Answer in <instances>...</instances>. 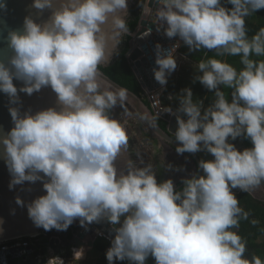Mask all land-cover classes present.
<instances>
[{
  "label": "clouds",
  "instance_id": "9594fccd",
  "mask_svg": "<svg viewBox=\"0 0 264 264\" xmlns=\"http://www.w3.org/2000/svg\"><path fill=\"white\" fill-rule=\"evenodd\" d=\"M139 6L142 19L189 52L240 57L239 71L217 58L197 63L193 82L214 93L209 106L194 103L192 89L184 88L175 111L166 110L176 118V153L206 152L212 159H200L179 188L171 178L158 181L139 154L118 169L128 135L112 112L125 106L128 90L112 85L100 69L129 34L128 0H32L38 15H50L42 22L27 15L22 30L7 33L11 54L0 59V92L14 105L8 108L13 126L0 130V150L10 190L41 181L45 194L26 205L17 196L16 204L45 231H67L77 219L85 228L107 221L114 233L108 264H147L149 257L155 264H264L258 255H245L247 241L238 229L250 213L234 191L264 183V28L249 38L245 26L247 16L264 10V0H139ZM6 9L0 0V10ZM178 47L156 45L153 73L161 89L177 68ZM222 86L231 90L230 99ZM43 88L55 93V106L21 112L19 93ZM240 137L251 147L239 149L234 141ZM84 252L74 248L73 261ZM46 264L65 261L52 256Z\"/></svg>",
  "mask_w": 264,
  "mask_h": 264
},
{
  "label": "water",
  "instance_id": "95a60500",
  "mask_svg": "<svg viewBox=\"0 0 264 264\" xmlns=\"http://www.w3.org/2000/svg\"><path fill=\"white\" fill-rule=\"evenodd\" d=\"M136 0H128V17L131 15V9ZM7 9L0 10V59H3L11 54V50L7 46V33L9 30H22L23 20L27 15H31L37 22L46 20L50 15L49 10H45L42 14H37V10L32 8V0H6ZM152 7L155 9L156 4L153 2ZM141 13V8H140ZM147 33V34H146ZM130 50L127 53V57L131 67L133 68L137 77L140 78L141 84L147 87L149 90H158L162 86L154 79L153 68H156V45L159 44L164 50H170L177 43L180 44L178 38L169 39L163 29L157 31L156 25L151 20H144L140 17L139 23L134 31L129 30ZM127 36V35H126ZM126 36L124 38H126ZM122 39V42L124 40ZM122 42L118 48V54H114L111 62L108 66L112 65L121 52ZM178 49V48H177ZM102 66V67H108ZM101 67V72L105 79L116 87L125 88L128 90L129 99L125 106L131 108L136 116L145 124V126L151 131V133L163 143L170 145L172 148H176L177 143L175 141L174 132L175 129L169 127L164 129L158 122V118L164 117V119L174 120L175 115L169 114L167 111H161V116L154 112V109L150 107L142 96L136 94L129 88L121 85L107 75ZM19 88L22 86L21 82L14 81ZM20 103L19 107L21 112L31 110L35 113L38 110L45 109L50 106H55L56 97L55 93L50 88H43L40 92L33 93L28 96L25 93H19ZM9 98L6 94L0 92V130H10L12 125L11 116L8 108ZM196 162L198 169V162L200 157L197 153H187ZM11 176L8 168L5 164L2 150H0V220L3 221L0 224V242L10 238H16L21 236L39 234L46 232L43 228H37L32 220L28 217L26 206L22 207L16 204V197L19 196L25 205L31 202L33 199L40 195H44L45 192L42 187V182L37 181L35 183L25 182L23 185H16L13 189H9V182ZM102 230L108 235L112 236V225L107 221H101L99 223H92L87 225V228L83 227L78 230L75 237V243L78 246L84 244L83 239L88 235H97V231ZM51 242V246L58 251L62 246L58 247ZM92 246V243L89 244ZM31 248H16L9 249L7 251H0V264H15L14 258L21 257L22 254L29 253ZM9 257V263L7 261ZM27 264H38L36 262H28ZM95 264V263H90Z\"/></svg>",
  "mask_w": 264,
  "mask_h": 264
},
{
  "label": "trees",
  "instance_id": "16d2710c",
  "mask_svg": "<svg viewBox=\"0 0 264 264\" xmlns=\"http://www.w3.org/2000/svg\"><path fill=\"white\" fill-rule=\"evenodd\" d=\"M133 12L135 14L128 20V26L130 31H134L136 29L141 17L140 7L134 8ZM245 26L249 38H251L261 28H264V10L254 12L251 15L247 16L245 18ZM130 39L131 36L127 35L125 44L122 47L117 59L113 62L112 65L108 67H102V70L116 82L120 83L121 85L129 88L136 94L143 97V89L141 83L139 82L138 77L136 76L133 68L131 67L127 57V53L130 50ZM180 52L196 63H198L201 59L217 58L227 61L229 64L233 65L238 71L242 68L239 56H217L215 51H207L205 49L189 52L188 48L183 44L180 47ZM253 58L262 59V57ZM192 74L193 75L191 76V80H180L179 82L168 84L165 93L168 94L169 92H172L175 96L174 101L171 104L166 103L164 93L163 101L166 108H171L175 111V109L179 106L180 92L184 88L192 89L194 103L202 102L203 107H207L213 102V100L215 99L214 93L209 92L199 82H193L194 77L200 74L198 72V69ZM222 90L228 97L230 96V92L227 88H224L222 86ZM143 99L151 107V103L146 98ZM158 122L164 129H168V123L166 120H164L163 118H158ZM240 138L242 139V143L245 147H251V143L249 140L244 139L243 137ZM180 185L181 182H179L176 186L179 188ZM235 194L240 202V206L245 211H248L250 213L249 220H241L238 229L239 234L247 241V251L245 255L248 258H251L252 255H258L261 257V259H264V201H260L254 198L249 192L241 191ZM252 220H255L256 223L253 224L251 222ZM76 229V226L72 224L69 226L67 231H64L68 239L73 238ZM53 230L57 231L55 229ZM98 249L102 251L107 250V245L103 241H99ZM117 263L125 264L128 263V261H117Z\"/></svg>",
  "mask_w": 264,
  "mask_h": 264
},
{
  "label": "rangeland",
  "instance_id": "374dc122",
  "mask_svg": "<svg viewBox=\"0 0 264 264\" xmlns=\"http://www.w3.org/2000/svg\"><path fill=\"white\" fill-rule=\"evenodd\" d=\"M179 73L180 71H178L176 75ZM183 74H186V72L182 71L179 75ZM179 78L180 77L176 79ZM138 80H140L139 77ZM113 116L121 122L128 135V148L126 151H122L121 155L117 158L116 161V166L118 167V169H124L129 159L136 161L137 155L139 154V157L143 159L145 164L151 163L154 166V168L156 169L158 181H163L165 179L171 178L174 181L175 185H178L183 177H187L192 172L197 171L195 164L189 155L177 154L173 148L165 145V143L157 139L145 126V124L136 116L131 108L127 106H124L123 108L117 106L113 110ZM171 121L174 122V127L176 128V119ZM234 143L239 149L247 148L243 145L241 138H237ZM170 154H172L171 157H169ZM197 154L200 159H212L211 155L206 152H198ZM165 163H171L175 167H183L184 170H168L164 167ZM234 191L235 193L241 192L239 189H236ZM248 192L254 198L260 201H264V183H262L258 188H255ZM75 221H77V229L83 228L80 226L78 219ZM100 241H103L107 245L106 240L100 239ZM106 251L107 250L103 251V255L105 258ZM98 252L99 250L98 248H96L93 252L89 253L90 258L94 259L93 256H95ZM125 264H129V262ZM147 264H154V259L149 257Z\"/></svg>",
  "mask_w": 264,
  "mask_h": 264
},
{
  "label": "built area",
  "instance_id": "2783aa9c",
  "mask_svg": "<svg viewBox=\"0 0 264 264\" xmlns=\"http://www.w3.org/2000/svg\"><path fill=\"white\" fill-rule=\"evenodd\" d=\"M141 86L143 89V98H146L151 103V107L154 109V112L161 116V111L167 110L163 104L161 90H149L142 84ZM162 118L164 119V117ZM76 235L77 234H74V236ZM96 237L106 239L108 243L107 249L111 246L110 241L113 238L112 236L102 230H98ZM90 238L91 237L83 239V247L85 249H89L88 244ZM52 241H55L54 243L57 247L59 245L62 247L56 251L55 248L51 246ZM80 247L82 246L74 245L73 242H70L63 231L54 230L41 232L39 234L10 238L0 242V251H7L9 249L16 248H31L29 253L22 254L21 257L14 258L15 264H27L28 262L46 264V261L52 256H59L65 261V264H72L74 262L73 249H79ZM7 261L9 263V257H7Z\"/></svg>",
  "mask_w": 264,
  "mask_h": 264
},
{
  "label": "crops",
  "instance_id": "0c3cea01",
  "mask_svg": "<svg viewBox=\"0 0 264 264\" xmlns=\"http://www.w3.org/2000/svg\"><path fill=\"white\" fill-rule=\"evenodd\" d=\"M183 43L180 44V46L178 47V49L176 50V52L174 53L176 59H177V68L176 70L168 77V83L167 85L161 89V95H162V99H163V96H164V93H165V90L168 86L169 83H174V82H179V80L183 81V80H191V76L193 75L192 73L194 71L197 70V63L196 62H193L192 60H190L189 58H187V56H185L183 53L180 52V47L182 46ZM180 71V73L182 71L186 72V74H183V75H179L176 73ZM180 77L179 79H176ZM229 92H231L230 89H228ZM174 94L172 92H169L168 94L165 93V101L166 103H172L174 101ZM230 98V96H229ZM163 104H164V101H163ZM165 106V105H164ZM166 108V107H165ZM168 109V108H166ZM174 112V110H173ZM76 222L77 221H74L72 224L74 226H76ZM87 257V256H86ZM95 256H93L94 258ZM88 258H90V255L88 256ZM106 259V258H105ZM85 258L84 260H80V261H74L72 264H82L83 262H85ZM89 260V259H88ZM87 260V261H88ZM95 260V259H94ZM90 261V260H89ZM107 261V260H106ZM97 263V262H96ZM108 263V261H107Z\"/></svg>",
  "mask_w": 264,
  "mask_h": 264
},
{
  "label": "flooded vegetation",
  "instance_id": "af4514ba",
  "mask_svg": "<svg viewBox=\"0 0 264 264\" xmlns=\"http://www.w3.org/2000/svg\"><path fill=\"white\" fill-rule=\"evenodd\" d=\"M136 7H140L139 6V0H136L135 1V3H134V5H133V7H132V9H131V15H130V18L135 14L133 11H134V8H136ZM125 41H126V38H124V40H123V42H122V46H121V49H122V47L124 46V44H125ZM165 120V119H164ZM166 121H167V123H168V128L169 127H172V128H174V129H176L175 127H174V122H172L171 120H167L166 119ZM165 145H167V146H170V145H168V144H166L165 143ZM171 147V146H170ZM172 148V147H171ZM174 150H175V148H173ZM185 155H188L187 153H184ZM172 156V154H170V156L169 157H171ZM190 156V155H189ZM191 157V156H190ZM192 158V157H191ZM193 160V159H192ZM193 162H194V164H195V167H196V169H197V165H196V162L193 160ZM198 170V169H197ZM77 228V227H76ZM78 230L79 229H76L75 230V233L74 234H77V232H78ZM63 233H64V231H63ZM65 234V233H64ZM75 237L76 236H73V238L72 239H69V241L70 242H73V244L74 245H77L76 243H75ZM88 237H91L90 238V241H89V244L90 243H92V246H90L89 244H88V248L89 249H85L84 247H83V244H82V247L85 249V252H84V256H83V259L82 260H84V258L86 259L85 260V262H83L82 264H90V263H95V264H108L107 263V261H106V259H105V257H104V255H103V251L102 250H99V252L95 255V257H94V259H91V258H88V256H89V253H91V252H93L96 248H98V243H99V241H100V239H104V238H99V237H96V236H94V235H88L86 238H88ZM96 237V238H95ZM85 238V239H86ZM104 240H106V239H104ZM106 243H107V241H106ZM107 247H108V243H107ZM87 256V257H86ZM90 261H89V260ZM88 260V261H87ZM97 262V263H96ZM116 264H121V263H117L116 262Z\"/></svg>",
  "mask_w": 264,
  "mask_h": 264
}]
</instances>
